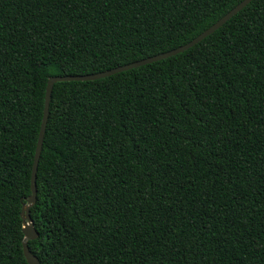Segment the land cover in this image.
Returning a JSON list of instances; mask_svg holds the SVG:
<instances>
[{
  "label": "trees",
  "instance_id": "16d2710c",
  "mask_svg": "<svg viewBox=\"0 0 264 264\" xmlns=\"http://www.w3.org/2000/svg\"><path fill=\"white\" fill-rule=\"evenodd\" d=\"M242 0H0V264L54 76L186 44ZM29 216L40 264H264V0L172 57L55 83Z\"/></svg>",
  "mask_w": 264,
  "mask_h": 264
},
{
  "label": "water",
  "instance_id": "95a60500",
  "mask_svg": "<svg viewBox=\"0 0 264 264\" xmlns=\"http://www.w3.org/2000/svg\"><path fill=\"white\" fill-rule=\"evenodd\" d=\"M252 0H242L240 3H238L234 8H232L230 11H228L224 16H222L217 22H215L213 25H211L209 28H207L205 31L200 33L198 36L193 38L191 41L187 42L186 44L179 46L175 49H172L170 51L160 53L139 61H135L126 65L118 66L116 68H112L110 70L94 73V74H87V75H75V76H54L48 79L46 88H45V98H44V109H43V115L41 120V125L39 129V134L37 138V143L35 147L34 152V158H33V164H32V170H31V177H30V190L31 194L27 199V204L24 205L21 209V218H22V230L24 234V238L22 241V251L23 256L27 262V264H40L39 260L31 253L29 250V247L27 245L28 241L35 240L38 237V234L33 228L31 218L29 216V208L35 204L36 202V172H37V165L40 158V153L42 149L43 144V138L45 134V128L46 123L48 119V108H49V102L51 98L52 88L55 83L59 82H73V81H93L102 79L120 72H124L133 68H137L146 64H150L153 62H157L169 57H172L178 53H182L189 48L193 47L195 44L202 41L205 37L212 34L214 31L219 29L221 26H223L228 20H230L234 15H236L239 11H241L246 5H248Z\"/></svg>",
  "mask_w": 264,
  "mask_h": 264
}]
</instances>
